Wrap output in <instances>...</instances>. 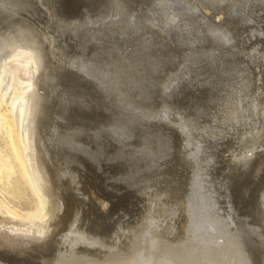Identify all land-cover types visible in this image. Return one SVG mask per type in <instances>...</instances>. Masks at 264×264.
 Returning <instances> with one entry per match:
<instances>
[{
  "label": "bare ground",
  "instance_id": "obj_1",
  "mask_svg": "<svg viewBox=\"0 0 264 264\" xmlns=\"http://www.w3.org/2000/svg\"><path fill=\"white\" fill-rule=\"evenodd\" d=\"M91 66L126 85L120 97L144 123L116 112L109 90L83 74ZM220 68L221 92L176 93L185 78L210 79ZM60 87L69 94L56 104ZM0 117L43 212L31 219L0 197V264H158L144 257L152 250L182 264H264V0H0ZM127 131L143 158L172 153L162 163L170 176L160 166L138 209L117 224L68 220L77 202L66 198L61 169L87 166L71 158L85 144L103 140L115 154L110 139ZM215 194L228 216L237 201L239 213L255 212L261 232L250 252L215 211ZM94 195L96 220L107 219L108 194ZM153 239L162 252L149 247Z\"/></svg>",
  "mask_w": 264,
  "mask_h": 264
},
{
  "label": "rangeland",
  "instance_id": "obj_2",
  "mask_svg": "<svg viewBox=\"0 0 264 264\" xmlns=\"http://www.w3.org/2000/svg\"><path fill=\"white\" fill-rule=\"evenodd\" d=\"M195 15H196V13H195V11H193L192 15H181V17L193 19L195 17ZM137 25L138 24L134 25V26H136V27H134V29L140 30L142 25L140 23L138 26ZM186 31H185L186 36L184 35V37H189V36L193 37L194 36L193 34H195L194 30L193 31L192 30L191 31L186 30ZM121 43L122 44L124 43V39L121 40ZM216 55H217V57H220L219 53L215 54V56ZM222 59H223V57H222ZM239 59H241V58L239 57ZM224 61H225V59H224ZM91 67H89V68L87 67V69L85 70L86 72H83V74L85 76H87V78L93 79L96 83L100 82V86H102L104 88L106 87L110 91V92L108 91L109 98L113 102L117 103V105H119L118 106L119 108L116 109L117 110L116 112L118 114H121L122 112L124 114H127L128 116H130L129 119H131L130 120L131 122L141 120L142 123H144V119L142 118V115L138 114L139 111L137 109H135L134 107H132L133 105L130 106L129 103L126 104L125 103L126 101L122 99L123 96H122V98L120 97V93L121 92H122L121 94L124 93L123 88H125L126 85H124V87L122 85H117V79L116 78H112L109 75H104V77H103V75H101L99 73V71H97L94 67H92V68ZM223 68H225V67H223ZM218 72L216 71V73H218V74H216L214 77L212 76V78H210V79H205L203 74H199L197 76L196 75L189 76V77L185 78L184 82L182 83V85L180 87L177 86L179 89L177 90L176 93H178L180 91L179 93L182 94V92L184 93V91H185V93L191 94V92L197 91L199 88H201V89L206 88L207 92H211V93H217L219 91L221 92L222 91L221 88L225 87L224 85L221 86V82H223V80L225 79V75L223 74V69H221V68H220V70H218ZM221 77L223 80L221 79ZM143 78H145V77H143ZM197 78H199V79H197ZM111 79H112V82H111ZM201 81H202V83H201ZM194 82H196V83H194ZM219 83H220V85H219ZM149 84H150V82L148 83V85ZM63 89L64 88L60 87V89L57 91L61 94H59V93L56 94L57 95L56 97H58V95H60V97L57 98L56 104H59V103L63 104L64 98H66L69 94V90H67V91L65 90V92L63 93ZM219 89H221V90H219ZM142 90H143V91H141L142 94L145 95L146 86H144V87L142 86ZM66 93H68V94H66ZM123 95H125V94H123ZM62 98H63V100H62ZM118 99H119V101H118ZM175 102L177 103V101H175ZM144 103L147 104V101H144ZM187 103H189V100H187ZM130 104H132V103H130ZM74 106L76 108H80V106H78V104L77 105L75 104ZM176 108H180V105L176 104ZM170 131L171 130L167 127L164 129L165 134H169ZM127 132H128L127 135H121L119 137H112L110 139L109 144L110 143L113 144L118 150L115 152V154L112 152H109L105 149L104 145L102 144L103 140L98 141L96 146L95 145L89 146L88 144H85V145H82L84 150H79V149L74 150V153L77 154L78 156L73 155V157H71V158H72V161L75 162V164H77V163L79 164V161L82 160V163L86 164L87 166L85 168L83 166L82 167L79 166L76 168L72 164V165H68V168L65 167L64 170H63V168L61 169L62 170L61 172H63L62 176L66 180V184H67V186H66L67 190L66 191H69L71 193L69 195V197L67 196L66 198L68 199L71 197L70 199L76 200V202H77L76 205H80V207L78 209V208H76L77 207L76 205L70 204L71 208H69V212L67 215L68 220L72 219V217L73 218L77 217V215H78V217L79 218L81 217V219L83 220L82 224L87 225L89 227H92V229L93 228L96 229L97 227H98L97 229H101L102 226H104L106 224L107 220H108V222L114 221L113 224H115V222L117 224L119 217L126 218L127 217L126 214L130 213L131 210L135 211L136 209H138V205L136 206V205H132V204H134V203L140 204V202L142 201V199L144 197L143 192L145 191V189H147V186L149 187V182L153 183V180L156 178V176L159 175L158 172H160V173L166 172L163 175L170 176V174L168 173L169 168H167L162 163L169 161L170 160L169 158L172 156V153H171V155L167 154V157L160 160L163 162L157 161L158 158H155V156L152 152L151 153L153 156L152 155H149V156L145 155V157L143 158V156H140L141 155V149H139L138 146H135V145H137L136 141H135V139H136L135 135L131 131H127ZM98 140H99V138H98ZM142 141H143V139H142ZM124 162L126 163V165L124 164L125 170L124 169L118 170L117 172H119V173H114V174L110 173V171L113 167L120 165V164H123ZM145 162H147V164ZM160 166H163V167L160 170H158L160 168ZM67 169H69V170L73 169V171L72 170L69 171ZM157 170H158V172H157ZM64 171L66 173L68 172V174H67L68 177H65ZM69 172H71L70 173L71 175L69 174ZM92 185H94V187ZM95 191H99L100 193L108 194L107 196H108V199L110 201L108 209L106 211H101L102 213H104L106 215L107 219L96 220L95 217H96L97 213H100V210H97V212H96V211L91 209L90 204H91V201L94 200V198H95V195H94ZM121 195H124V197H122ZM214 196L216 197L215 198L216 204L214 203L215 211L218 210V212H221V214H223V219H222L223 223H225V220L228 219L227 222L229 221V223H230V225H228V229L231 228L233 233L236 230L235 233H237L236 237H237L238 243L241 245L242 248L245 249L246 252H248L249 247L251 246L250 237H252V236L257 237V236H259V234L261 232V230L258 228V226L255 225V223L252 221V217L255 216V212H252L253 214H251V213L248 214L245 212L239 213L238 211H239V209L242 208V206H239V203L241 201H239V203L237 201L236 202L237 207H234V209L231 213V216H228L225 213V211H227V209L224 207L225 205H227L226 201L224 202L221 199L223 196L220 194H218V195L215 194ZM218 196H220V197H218ZM0 197L8 204V206L13 208L17 212H19L25 216L30 217L31 219H41L43 217L42 206L39 202V199H38L36 193L33 191L31 185L29 184V182L27 180V178L22 173L17 161L14 158V155L12 153V150H11V147L9 145L8 138H7L6 125H5L4 120L1 117H0ZM236 197L238 199H240L239 196H236ZM70 199H69V203H70ZM79 202L81 204H79ZM95 203H96V200H95ZM217 205H219V206H217ZM81 209H82V211H81ZM86 213L89 216H87ZM234 225H235V227H234ZM219 242L222 243V245L224 244L226 249H228V250L232 249V245L230 242L227 241V243H226V241H221V239H219ZM149 247H151L152 249H154L157 252L158 251L162 252V251H160L161 246H160L159 240H156V239L151 240V244ZM153 252L154 251L152 250V253L145 254L144 257L147 256L150 258V254L154 255ZM249 252H250V250H249ZM153 255H152V259H154L156 257L157 258L156 261L158 264H167L168 262L170 264H182V262H179V260L177 258L172 257L171 255H168V253H166V252L161 253L160 254L161 256L160 255L159 256H153ZM142 258L143 257H141L140 261H142ZM176 259H177V261H176ZM212 259L213 258L208 257V259L206 260L207 264H209L208 262H212ZM149 260H151V259H149Z\"/></svg>",
  "mask_w": 264,
  "mask_h": 264
}]
</instances>
